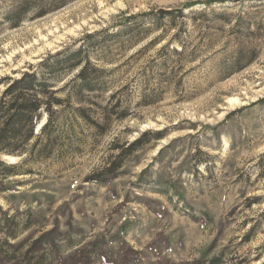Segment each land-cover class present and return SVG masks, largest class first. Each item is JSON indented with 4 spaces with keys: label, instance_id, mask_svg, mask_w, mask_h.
<instances>
[{
    "label": "rangeland",
    "instance_id": "374dc122",
    "mask_svg": "<svg viewBox=\"0 0 264 264\" xmlns=\"http://www.w3.org/2000/svg\"><path fill=\"white\" fill-rule=\"evenodd\" d=\"M3 100L0 264H264V0H0Z\"/></svg>",
    "mask_w": 264,
    "mask_h": 264
},
{
    "label": "trees",
    "instance_id": "16d2710c",
    "mask_svg": "<svg viewBox=\"0 0 264 264\" xmlns=\"http://www.w3.org/2000/svg\"><path fill=\"white\" fill-rule=\"evenodd\" d=\"M82 74L83 73L81 72L80 76H82ZM24 77L12 82V84L8 86V88L5 90L4 95L12 94L15 88H17L21 84H24L25 82ZM34 103L28 104L27 102L22 101L18 106H15V108L19 110L21 115H23L26 111L35 110L37 108L38 103L37 102ZM4 106H5L4 100L0 101V112L2 111V109H4ZM12 107L13 104L5 109H12ZM46 109H48V107H46ZM7 126H8L7 122L3 124L2 128L0 129V136L6 130ZM118 168H119L118 164L113 163L109 168H106L99 175H94L91 178V182H100V181H106V179L107 180L113 179L116 176V172ZM56 233H57L56 229H51L48 232L41 235L38 239L34 240L27 253L33 254L35 252H38L43 248L44 244H47L49 249H51V251L55 255L54 260L49 262V264H93L94 261L93 255H97L98 257H100L104 264H141L143 259L142 252L133 250L125 242H122V244L117 249L116 257L114 259L107 257L106 254L104 253V247L108 243L105 239V236L102 234L99 235L98 237H95L91 242L87 243L82 248H79L74 252H72L71 254L63 257L59 254L57 250L58 249L57 245L55 244ZM148 249H151V246H149ZM154 264H159V263L155 262Z\"/></svg>",
    "mask_w": 264,
    "mask_h": 264
},
{
    "label": "bare ground",
    "instance_id": "6f19581e",
    "mask_svg": "<svg viewBox=\"0 0 264 264\" xmlns=\"http://www.w3.org/2000/svg\"><path fill=\"white\" fill-rule=\"evenodd\" d=\"M227 104H229V106L232 107V106L241 104V100L239 98H237V97H230L227 100ZM4 158L7 159V161H12V162L16 160V158H14V157H8V156H5Z\"/></svg>",
    "mask_w": 264,
    "mask_h": 264
}]
</instances>
